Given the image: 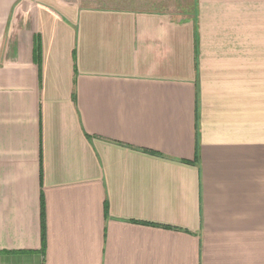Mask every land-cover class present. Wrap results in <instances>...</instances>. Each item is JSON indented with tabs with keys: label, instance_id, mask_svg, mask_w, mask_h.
Here are the masks:
<instances>
[{
	"label": "crops",
	"instance_id": "crops-1",
	"mask_svg": "<svg viewBox=\"0 0 264 264\" xmlns=\"http://www.w3.org/2000/svg\"><path fill=\"white\" fill-rule=\"evenodd\" d=\"M176 1L0 0V264H264V0Z\"/></svg>",
	"mask_w": 264,
	"mask_h": 264
},
{
	"label": "rangeland",
	"instance_id": "rangeland-1",
	"mask_svg": "<svg viewBox=\"0 0 264 264\" xmlns=\"http://www.w3.org/2000/svg\"><path fill=\"white\" fill-rule=\"evenodd\" d=\"M78 3L83 8L95 10H144V11H174L177 9L176 0H169L164 3L160 0H79ZM182 2V1H180ZM182 9L185 13H191L192 3L190 0H184ZM181 10V11H183Z\"/></svg>",
	"mask_w": 264,
	"mask_h": 264
}]
</instances>
